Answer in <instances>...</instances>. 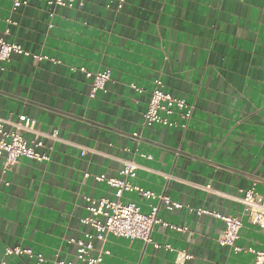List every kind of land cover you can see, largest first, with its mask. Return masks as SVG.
Segmentation results:
<instances>
[{
	"label": "crops",
	"instance_id": "crops-1",
	"mask_svg": "<svg viewBox=\"0 0 264 264\" xmlns=\"http://www.w3.org/2000/svg\"><path fill=\"white\" fill-rule=\"evenodd\" d=\"M109 1L59 8L0 0V37L49 58L14 55L2 64L0 118L26 114L39 130L59 133L47 139L49 162L22 157L4 171L0 159V261L35 264L6 256L14 245L42 254L46 264L76 261L69 240L89 230L80 222L85 197L115 198L95 176H119L123 159L134 158L141 165L136 185L184 205L169 211L162 204L158 217L187 230L156 224L159 249L109 234L96 242L110 251L107 264H180L178 251L192 255L182 264H256L255 254L219 244L222 219L190 209L241 217L237 244L264 251V225L251 222L240 202L250 188L264 195V0H127L121 10L107 8ZM80 67L109 71L107 92L91 96L92 80ZM157 79L195 105L186 128L142 125ZM122 200L147 214L160 203L137 192Z\"/></svg>",
	"mask_w": 264,
	"mask_h": 264
},
{
	"label": "built area",
	"instance_id": "built-area-1",
	"mask_svg": "<svg viewBox=\"0 0 264 264\" xmlns=\"http://www.w3.org/2000/svg\"><path fill=\"white\" fill-rule=\"evenodd\" d=\"M31 0H14L16 7L28 6ZM77 0H47L49 5L59 8H73ZM127 0H114L106 3L107 8H117L121 10ZM51 19L55 12L49 13ZM13 23V21L8 20ZM54 23L50 20L49 27ZM14 55H21L33 59L35 62H41L49 59L47 56L34 53L26 49L22 44L13 41H7L0 37V70L2 64L9 61ZM54 60V59H52ZM55 62V60H54ZM79 70L87 78L92 80L91 96L95 97L98 91L107 92V83L111 80L109 71L96 72L88 70L86 67H80ZM133 88L142 92V89L133 84ZM195 105L189 103L185 98L172 95L166 90V85L162 79L155 81V87L151 91L147 110L144 114L142 125L150 127L160 124L168 127L186 128L193 117ZM32 134L33 138L28 139L25 134ZM58 131L46 133L37 128L36 120L26 114H20L14 117L10 114L7 118H0V159L4 161V171L13 168L19 163L22 157L37 161L39 163L51 161L52 145L47 143V139L58 140ZM140 134L133 133V138L139 140ZM132 149L125 148V151L131 152ZM138 151V150H137ZM86 154V149L82 155ZM141 157L152 159L151 155L140 152ZM141 165L134 158L123 159V166L119 176L104 177L95 176V180L105 182L114 191L113 199L101 197L92 202L91 197H85L88 201V214L80 219V222L89 227L81 238H71L69 243L76 246V261L54 260V264H107L105 256L110 254L109 250L102 247L97 250L96 242L104 243L109 234L117 237H123L130 240H142L146 244H154L156 248H162L163 245L153 240L152 232L156 224H163L176 231L184 232L187 227L172 225L158 217L161 205L169 211L183 208V204L171 200L165 194L157 195L150 190H146L134 183L138 170ZM86 173L85 177H90ZM127 192H137L141 197L159 199V205L153 206L151 213L147 214L141 210V207L135 202H124L122 199ZM244 205V215L249 220L258 225H264V195L257 193L254 188L248 189L244 196L240 198ZM198 215L208 214L224 221L225 227L218 239L221 246H227L233 249L235 253H253L255 254V263L264 264V251L253 248H245L237 244L240 238V231L243 228L241 217L231 215H221L215 211L205 208L190 209ZM166 249L174 251L171 245H166ZM6 256H27L35 260V264H46L49 259L42 254H37L33 249L22 247L20 245L8 246L5 249ZM192 258V255L185 251H178L176 262L184 263ZM4 260L0 264H5Z\"/></svg>",
	"mask_w": 264,
	"mask_h": 264
}]
</instances>
